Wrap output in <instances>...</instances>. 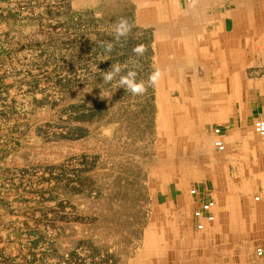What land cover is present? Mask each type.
I'll use <instances>...</instances> for the list:
<instances>
[{
    "label": "rangeland",
    "instance_id": "1",
    "mask_svg": "<svg viewBox=\"0 0 264 264\" xmlns=\"http://www.w3.org/2000/svg\"><path fill=\"white\" fill-rule=\"evenodd\" d=\"M161 1L0 0V264L264 259L243 215L264 214L254 201L264 188L260 168L236 184L241 165L264 155L250 112L235 121L237 142L231 119H162L180 106L162 105L155 88L132 96L103 82L112 64L127 71L132 60L137 80L147 81L167 43L160 32L171 27L159 22ZM122 17L134 26L117 44L113 26ZM137 44L147 47L142 57L132 52ZM220 127L223 151L213 146ZM194 158L197 169L186 167ZM203 174L220 215L202 234L177 197Z\"/></svg>",
    "mask_w": 264,
    "mask_h": 264
},
{
    "label": "crops",
    "instance_id": "2",
    "mask_svg": "<svg viewBox=\"0 0 264 264\" xmlns=\"http://www.w3.org/2000/svg\"><path fill=\"white\" fill-rule=\"evenodd\" d=\"M161 3L155 7L164 10L166 19L159 22L171 27L160 32L165 35L167 43L159 47L161 52L155 65L164 75L155 89L162 105L177 103L180 111L164 110L160 112L162 116L159 118L231 119L234 121L231 131L238 142L241 127L235 121L241 118L240 111H249L250 121L264 118V0H163L162 6ZM175 93L178 98H171L175 97ZM219 130L222 136L224 130L221 127ZM224 138L227 143V136ZM185 150L190 151V147L185 145ZM195 161V158L192 159L186 167L197 169ZM259 163L254 165L250 161L241 165L246 171L237 177L236 184L252 179L254 167L260 168L264 183V155ZM209 183L210 179L204 175L190 189L196 191L195 195L181 192L177 197L188 206V212L192 211L191 220L195 229L200 222L192 216L196 204L207 199L216 203L217 193ZM222 183L225 185L227 180L218 184V189L223 192L225 188ZM256 190H261L264 198V188ZM219 215L216 204L213 223L206 224L200 232L207 233ZM243 215L247 221L244 226L254 232L253 240L264 245V214L256 212ZM232 226L230 230L236 231V224ZM180 230L177 225L171 227L172 232ZM229 241L235 242V239L230 238ZM232 257L226 259L225 256H217L216 259H210L206 253L203 259L201 256L199 259L166 260L170 264H264V259L256 263L253 259Z\"/></svg>",
    "mask_w": 264,
    "mask_h": 264
},
{
    "label": "clouds",
    "instance_id": "3",
    "mask_svg": "<svg viewBox=\"0 0 264 264\" xmlns=\"http://www.w3.org/2000/svg\"><path fill=\"white\" fill-rule=\"evenodd\" d=\"M133 24L129 22L127 18H120L113 26V37L114 41L118 44L122 39L126 40L130 35ZM92 40L93 38L90 37ZM104 50L106 53H111L114 48V44L108 42L104 45ZM147 51V47L143 44H137L133 47L132 52L135 57H142ZM133 67L127 69V67L122 66L119 63L112 64L107 71H103L102 79L104 83H112L114 80L116 81V85L118 88H124L126 92L131 93L132 96H143L149 87L156 88L161 79L163 78L164 73L160 68L156 67L153 71L148 75L147 81L145 80H137L138 72L135 70V67L138 63L137 60L131 61ZM118 77V80H117ZM257 132L261 135H264V122H259L256 127Z\"/></svg>",
    "mask_w": 264,
    "mask_h": 264
},
{
    "label": "built area",
    "instance_id": "4",
    "mask_svg": "<svg viewBox=\"0 0 264 264\" xmlns=\"http://www.w3.org/2000/svg\"><path fill=\"white\" fill-rule=\"evenodd\" d=\"M259 122H264V118L256 120L253 123V131L254 133L264 139V135H261L259 132H257L256 127L257 124ZM214 136L216 137L214 142H213V146L217 151H223V143L221 140H219V136H220V130L219 129H215L213 131ZM190 195H195L196 191L195 190H191L189 192ZM254 201L257 203H260L261 205H264V198H260V197H255ZM215 205L214 202L210 199L207 200H203L200 201L196 204V207L193 211V218L200 221L197 225H196V230L197 231H203L205 228L206 224H212L214 221V216H213V209H214ZM262 254H264V252H262L261 249H257L256 250V256L261 257Z\"/></svg>",
    "mask_w": 264,
    "mask_h": 264
}]
</instances>
